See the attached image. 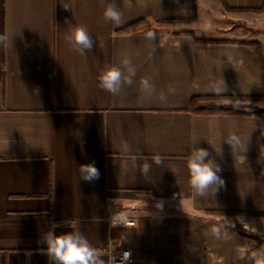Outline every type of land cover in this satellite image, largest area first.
Returning <instances> with one entry per match:
<instances>
[{"label": "crops", "instance_id": "1", "mask_svg": "<svg viewBox=\"0 0 264 264\" xmlns=\"http://www.w3.org/2000/svg\"><path fill=\"white\" fill-rule=\"evenodd\" d=\"M111 2L0 0V264H50L42 240L53 229H78L105 260L128 250L130 264H253L264 250V115L190 104L264 95V40L215 25L227 10L264 28V0H115L119 25L104 19ZM81 25L94 40L83 54L65 40ZM124 58L132 83L100 88L108 66L128 75ZM195 147L223 180L203 194L189 183ZM89 162L100 176L86 182L78 165Z\"/></svg>", "mask_w": 264, "mask_h": 264}, {"label": "clouds", "instance_id": "2", "mask_svg": "<svg viewBox=\"0 0 264 264\" xmlns=\"http://www.w3.org/2000/svg\"><path fill=\"white\" fill-rule=\"evenodd\" d=\"M103 2V0H102ZM67 8V7H65ZM104 19L119 25L122 22V12L115 0L104 6ZM68 21L66 20V23ZM149 39L154 38L152 32L147 33ZM65 40L73 49L81 54L85 50L93 48L94 40L85 26H72L65 35ZM128 75L125 76L122 69L117 66H108L99 74V86L103 90L116 94L123 84H131L135 75V68L131 61L124 58L121 61ZM145 91H151V85L147 79L141 81ZM227 143L233 145L238 143L237 137L232 134ZM153 162L157 165L162 163L159 155L153 157ZM189 170V183L198 193L203 194L212 185H222L223 180L217 173L219 166L209 159V153L204 148L195 147L187 158ZM151 169V164L145 162L141 171L147 174ZM80 179L91 182L99 179L100 172L94 162L78 165ZM42 242L46 245V252L50 264H130L131 252H122L119 255L111 254L107 260L89 242L87 237L78 229L57 233L54 229L48 231ZM242 255L244 253L242 252ZM253 264H264V250H256L250 253Z\"/></svg>", "mask_w": 264, "mask_h": 264}, {"label": "rangeland", "instance_id": "3", "mask_svg": "<svg viewBox=\"0 0 264 264\" xmlns=\"http://www.w3.org/2000/svg\"><path fill=\"white\" fill-rule=\"evenodd\" d=\"M226 13L225 15L228 16H221L219 11L216 13L215 18V25L217 32L223 31L226 26H230V29H232L233 33H236L237 35L242 34L246 36H252V37H259L264 40V28H258L256 26L246 24L243 22V20H240L238 17H233V12H228L227 10H224ZM237 13V12H234ZM218 14V15H217ZM232 15V17H230ZM236 18V19H235ZM201 24H203V20L201 21ZM206 30L207 28L205 26H201V30ZM219 103L224 104H230L232 108L245 110L248 112L256 113V112H264V95H262L260 98H251V99H240V100H233V101H219Z\"/></svg>", "mask_w": 264, "mask_h": 264}, {"label": "trees", "instance_id": "4", "mask_svg": "<svg viewBox=\"0 0 264 264\" xmlns=\"http://www.w3.org/2000/svg\"><path fill=\"white\" fill-rule=\"evenodd\" d=\"M253 44L258 45V43L253 42ZM261 96H239V95H229V96H217V97H206L199 96L194 97L191 100L190 108L195 113L200 114H239V115H251L252 112H248L245 110H240L236 108H232L229 104L219 103V101H233L240 99H251V98H260ZM254 114L264 115V112H256ZM249 236H255L253 234H249Z\"/></svg>", "mask_w": 264, "mask_h": 264}, {"label": "built area", "instance_id": "5", "mask_svg": "<svg viewBox=\"0 0 264 264\" xmlns=\"http://www.w3.org/2000/svg\"><path fill=\"white\" fill-rule=\"evenodd\" d=\"M128 224H132L133 222L132 221H127ZM101 250H104V249H101ZM122 252H129L128 250H123V251H120V252H114V253H111V254H115V255H119L121 254ZM110 254V255H111Z\"/></svg>", "mask_w": 264, "mask_h": 264}]
</instances>
